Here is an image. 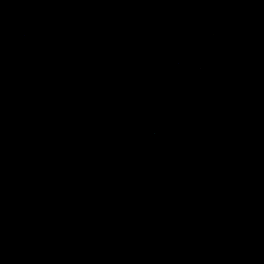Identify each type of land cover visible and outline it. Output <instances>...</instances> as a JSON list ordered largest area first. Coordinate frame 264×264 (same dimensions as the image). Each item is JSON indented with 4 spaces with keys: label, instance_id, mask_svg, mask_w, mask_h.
<instances>
[{
    "label": "water",
    "instance_id": "95a60500",
    "mask_svg": "<svg viewBox=\"0 0 264 264\" xmlns=\"http://www.w3.org/2000/svg\"><path fill=\"white\" fill-rule=\"evenodd\" d=\"M0 264H264V0H0Z\"/></svg>",
    "mask_w": 264,
    "mask_h": 264
}]
</instances>
